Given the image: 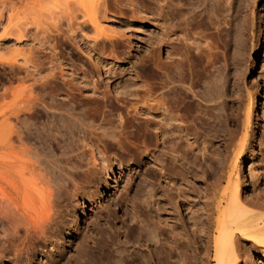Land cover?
I'll list each match as a JSON object with an SVG mask.
<instances>
[{
	"label": "rangeland",
	"instance_id": "rangeland-1",
	"mask_svg": "<svg viewBox=\"0 0 264 264\" xmlns=\"http://www.w3.org/2000/svg\"><path fill=\"white\" fill-rule=\"evenodd\" d=\"M216 1L219 4L213 6ZM85 2L86 0H0V188L3 190H0V212L4 205L13 206V203L23 207L24 193L33 194L31 196L38 201L39 195L35 199L36 194L32 188L35 190L34 185H41L40 182H43V189L40 191L43 190L42 193L46 194L50 190L53 195L51 213L54 219L53 231L42 241L29 246L28 255L22 254L30 244L28 242L27 245L24 232L21 230L14 234L8 230V226H4L6 232L0 231V264H152L153 261L155 264L159 260L157 264H214L211 260L214 253L212 244L209 254L206 253L205 241H196L192 236V228L194 230L195 227L191 220L204 213L205 205L201 194L213 182V178L205 180L200 171L208 164L219 170L220 166L213 161L212 163L210 156L213 155V147H219L223 141L213 140L206 132L198 130L200 136L193 153H198L200 163L204 159L203 155L200 156L203 152L201 147L210 145L212 140L213 147L209 146L210 149L206 150L204 166L190 160V165L199 169V173L197 175L190 167L189 176L183 181L184 187L189 190V198L183 206L190 208L194 203L197 204L196 210L183 211L182 220L185 223L180 221L186 226L189 238L187 235H184L186 239L182 238L183 235L181 239L178 238L176 233L179 231H176L181 229L180 222L177 224L178 217L169 214V209L165 210L163 207L161 218H174L170 223L174 225L171 228L175 229L173 232V229L165 227L163 221L162 227L165 228L161 227V230L165 234L162 233L164 238L159 235L155 240L162 239V244L168 236L167 239L173 241L168 232L176 234L177 240L172 243L165 239L164 242L167 241L166 244L170 246L163 243L165 246L162 248L160 242L157 244L152 238L153 242L147 234L150 210L153 208L145 201L147 192L150 194L157 186L162 188L166 185V180L162 178L163 170L155 163L158 153L154 152L148 134H141L136 128L139 125H124L127 120L125 110L115 108L111 103L121 87V91L124 88L128 90V86H133L131 90H134L136 86L150 87L154 83L150 57L153 39L158 32L163 33L166 29L169 32L174 28V35L170 39L173 44L168 42L170 47L162 44V59L171 54H174L171 58L179 59L181 43L188 42L203 47L202 49L207 48L211 63L210 75L217 82L218 88L223 84L220 88L225 89L222 91L228 97L215 99V103L205 101V95H202L213 84H210L212 81L209 78L193 85L192 82L197 81L190 80L192 78H188V81L174 79V84L170 86H180L182 90L186 89L185 92H192L190 94L193 95L189 94L187 101H193L194 107L200 105L201 120H207L211 114V109L207 111L206 106L214 104L215 112L220 115L218 125L224 124L225 116L228 115V129L237 133L234 142L245 132L248 133L247 152L251 158L246 177L249 185L247 191L242 188L241 193H245L247 199L257 200L258 195L261 197L258 194L260 191L253 190L251 186L255 185L256 173L264 172V128L261 127L264 126V0H104V8L97 9L98 12L94 11L96 8L86 9V5L84 9ZM174 7L177 11L171 10ZM93 12L99 23L106 25L104 27L109 31L107 34L112 32V35L95 47V52L88 54L81 39L85 37V41L92 40L95 34L92 26L87 23L88 27L83 30L82 35H78L77 40L74 39L73 32ZM173 12L176 15L173 16ZM177 38L182 40L181 43ZM88 46H92V43ZM256 49L253 60L252 53ZM96 57H100L99 63ZM204 81L207 82L206 85ZM93 85L99 89V94L104 92L109 100L102 97L103 93L99 95L101 101L88 100L76 90H86L91 94ZM257 92L262 96L261 126L256 125L255 117L251 116L250 128L243 133L241 122L250 115L249 103ZM29 100L38 107L36 112L34 110L32 117L25 116L28 113L24 111L19 112L18 116L25 118V122L22 120V125L20 122L17 124L21 127H16L19 130L17 135L20 136V132L23 134L20 138L11 133L8 136L12 119L9 115L17 104ZM132 100L130 104H134L135 100ZM59 106L60 109L62 107L61 111H55ZM51 107L56 109L50 110ZM66 112H70L71 116ZM181 113L183 112L175 111L174 115H181L182 121L187 122ZM207 113L208 116L205 115ZM64 114L68 119H73L69 123L73 124V132L61 122ZM63 120L67 121L65 118ZM51 124H55L56 128H51ZM237 124H240L239 127ZM45 128L48 131L49 128L52 129L50 133L54 136H50L57 140L51 138L49 141L47 137H42L40 134H46L50 138ZM106 132L114 138L99 140V136ZM83 137L89 138L86 139L87 142ZM11 138L13 144L8 142ZM21 138L24 147L20 144ZM41 138L48 141L43 140L45 143H42ZM75 139L80 140L78 147L83 150L84 156L80 155L82 150L80 153L79 149L78 154L71 152L72 149L76 150L73 145ZM71 142L73 146L69 144ZM83 145L88 146L83 148ZM159 149L164 150L161 147ZM233 150L230 147L228 152ZM220 151L221 156H224L222 148ZM75 154L79 156V160L75 159ZM94 158L99 165H93ZM243 159L244 155H241L238 162ZM34 161H39L42 169L45 168L42 175L40 172L39 175L34 173L32 176L24 173L27 178H21V169L27 167L25 164L32 165ZM103 162L108 164V169L121 163L131 167V171L107 180V172L101 168ZM35 164V167L38 166ZM93 169L96 172H93L95 176L91 175L92 178L88 175ZM44 175L55 185L49 182L47 186L46 182L45 186ZM172 184L175 189L180 186L179 181L170 185ZM27 186L31 187L29 189H32V193ZM124 187L127 189H123ZM225 187L226 183L223 182L216 191L222 192ZM190 199L194 203L190 204ZM11 207L8 208L12 209ZM45 213L43 211L41 214ZM192 240L196 242L197 248ZM177 241L183 242L178 244ZM155 243L159 247H153ZM237 243L240 244L238 250L243 254L236 264H256V261L264 264V252L253 250L252 243ZM176 245V249L172 247ZM165 247L168 248L167 251Z\"/></svg>",
	"mask_w": 264,
	"mask_h": 264
},
{
	"label": "bare ground",
	"instance_id": "bare-ground-1",
	"mask_svg": "<svg viewBox=\"0 0 264 264\" xmlns=\"http://www.w3.org/2000/svg\"><path fill=\"white\" fill-rule=\"evenodd\" d=\"M218 4H219V2L216 1L213 6H216ZM83 5H84L83 6L84 9L86 7H87L86 9H90L92 7V10H94L93 8H96L94 11H97V9H100V8L103 9L104 8V0H89V1L86 0L85 4L83 3ZM85 5H86V7H85ZM171 10L177 11L175 9V7ZM94 14H96V13L93 12V15H91V17L89 16L87 21H83L80 25H77L76 30L73 32L74 39L77 40L78 35L79 34L82 35L83 30L88 27L87 23H89L92 26V28L95 32L92 40L91 41H88V40L85 41V37H83L84 39L83 38L81 39V41L84 43L83 45L86 48L85 50L88 52V54L93 52V51L95 52V47H97L100 44H103L102 43L103 40L110 38L111 37L110 34L112 35L111 31H110L111 32L110 34H107L109 31H107L108 29L106 30V28L104 27L106 25L102 26V24L99 23L98 19L94 16ZM174 15H176V12H173V16ZM165 28H166V26H165ZM173 30H174V28L171 29V31H169V32H167V29L163 33L158 32V34H156L155 38L153 39V41H154L153 45H152L153 52H151L152 55L150 58L152 61L151 70H152V77H153L154 83H152V85L150 87H147L144 85L139 86V87L136 86V88L134 90H131V89H133V86H128V87H130L128 90H126L124 88L123 90H125V91H123V90L121 91V88H122L121 87L119 92L115 90L116 96L114 97L111 104H113V106H115V108L118 107V108H122L123 110H125L127 120L125 121L124 125H129L132 127L135 126V124H136V126L139 125L138 127H136L138 129V131L141 134H148V136L150 137V141L152 143L154 152L158 153V156L155 158L156 159L155 163L157 166H159V168L161 170H163L162 178H164L166 180L165 181L166 185L163 186L162 188L160 186H157L156 189L154 188L153 190H151L150 194L147 192V196L145 198V201H146V203H148L149 207L153 208V210H150L151 217H150V222L148 224L151 227L148 226L149 227L148 232L147 231L146 232H147V234H149V237H151V239L153 238L154 240L157 239L159 235H160L159 237L162 238V233L164 234V232H162V230H161L162 228L169 227V229H170L171 227H174V225L173 224L171 225V223H170L171 220H174V218L173 219L171 217H169V218L167 217V218H163V219L161 218V213H162L163 207L165 208V210L169 209V211H170L169 214L176 215L178 217V219L176 218V220H178L177 224L180 221L183 222V220H182V214H184L183 211L188 212L191 210H196L197 204L194 203V201H192L191 199H190V204L191 203H194V204L190 208H185L183 206L184 202L187 201L189 198L188 193H187V192H189V190L186 187H184L183 184L185 182H183V181H184V179L186 180V178H188V176H189L188 168L191 167L192 171H194V173L196 172L197 175L199 173V171H198L199 169L197 170L196 168H193V166L190 165V160H193L194 162H192V163H194V164L199 162L198 161L199 160L198 159V153H197V155L193 153L194 152L193 149H195V147L197 148V144H198V140H199V136H200L198 130L201 129L203 132H206L207 136L211 137L213 140L218 139L219 141H223L219 145V147H217V148L212 146L213 140L210 141V142H212L210 145L208 144V145H204L201 147L203 152L200 156L203 155L204 159H203L202 163L199 162V165L200 166L205 165V162H206L205 155L207 153L206 150L213 147V150H212L213 155H212V157L210 156V160H211V162L213 161L216 164H218L220 166V168L217 171L218 167H214L211 164H208L205 166V168H203V170L201 169L202 172L200 171V173H202V176H203V178H205V180L213 178V182L208 187V189H205L204 191H202V194H201L202 198H203L202 203H204V205H205L204 213L201 214L200 217H195L193 219L191 218L192 224H194V227H195L194 230L192 228V234L194 233V235H192V234L191 235L194 236L193 238L196 241H198V240H200V241L204 240L205 241L204 242L205 243V252L208 254L210 251V245L212 244L211 246H212L213 252H214L212 254L213 259H211L212 263L214 262V264H236L237 261L240 259V256L243 254V252L241 253L240 250H238V246L240 244L238 245L237 242H239V243L242 242L241 244L252 243L251 247L253 250L264 252V172L258 171V173H256L255 178H254L255 185H253V186L250 185L252 188H254L253 190L258 189L260 191V193H258V194H260L261 197H259V195L257 194L258 195L257 200L252 201L251 199H247V196L245 193H243V194L241 193L242 188L245 189L246 191L248 189L249 184H248V180L246 177V173L248 171L247 165H248L249 160L251 158V155L248 154V152H247L248 151L247 150V146H248V136L247 135H248V133L247 132L244 133V131H245V129L247 130L250 128L251 116L255 117L256 125L261 124L260 112H261L262 96L260 93L257 92V93H255L254 98L250 101V103H249L250 115L246 116L245 120H243V122H241L242 123L241 124L242 125V131L244 134L241 133L242 137L237 142H234V140L236 139L237 133L232 132L230 129H228V125H227L229 122L228 115L225 114L226 115L225 119L223 118L225 120V121L223 120L225 122L224 124H222V125L217 124L219 114H217L215 112V109H214L215 104L212 106L211 105L206 106L207 111L209 109H211V112H210L211 114L209 115L208 119L206 118L207 120H204V121L201 120L199 117L200 116L199 114L201 113L200 110L202 109V108L201 109L199 108L200 105L198 104L199 107L198 106L194 107L195 105L192 104L193 101H191V102L187 101L189 99L190 95H193V94H190L192 92H190V90H189V93H187L188 90L185 92L186 89L183 88L184 90H182V88H180V86L179 87H176V86L171 87L170 85L174 84V79H176L177 81H178V79L186 81L188 78L189 79L192 78L190 80L194 81L193 79H195L197 81L195 83L192 82V85H193V84H196L198 82L200 83L202 80L209 78L212 81V82H210V84H212V83L213 84L209 85V86L207 85L209 88H207V86H206V88L208 90L206 89L207 92H205V94L202 95V96L205 95V99L203 97L202 100L204 99L207 102L212 101L213 103H215V101H217L218 99L221 100L222 98L224 99L228 96H226V94L222 91L224 88L221 89L223 84L219 85V88L221 86V88L219 89L217 86V82L210 75L209 71L211 68V66H210L211 63H210V60L208 57L209 55H207L208 54L207 50H206L207 48L202 49L203 47L200 48L198 45L194 46L193 43L190 44L188 42L187 43H181L182 40L177 38L176 40H179L181 43V44L179 43L181 45V47H180L181 52L179 51L180 53H178L180 56L179 59L171 58V57H174V54H173V56H172V54H171V56L167 55L165 57V59L161 58L160 51L162 49V44L165 43V45L166 44L168 45V42H170L171 36L174 35ZM154 35H155V33H154ZM90 42L92 43V46H88V45H90ZM170 43H172V42H170ZM256 53H257V49L254 50L252 53V59L253 60L255 59ZM168 54H170V53H168ZM98 59L100 60V57L99 58L96 57V61H98ZM98 63H99V61H98ZM204 84L206 85L207 82H205ZM124 87H126V86H124ZM181 87H183V86H181ZM76 90L79 91L80 94L82 96L86 97L88 100L101 101V100H99L100 99L99 95H101L102 93H103L102 97L105 98L107 101L109 100V98H107V96H106V94H104V92H101V94H99L100 93L99 89L94 85L92 88L93 91L91 90V92H92L91 94L90 93L88 94L86 90H81V89H76ZM70 91H72V90H70ZM206 98H208V99H206ZM215 99H217V100H215ZM131 100L133 102L135 100L136 103L134 102V104H130ZM33 104L34 103H32L31 100H29L28 102H24V103L21 102L20 104H17L15 106L16 108L13 109L12 114L9 115L12 117V119L10 117L11 120H10V124H9L8 136L10 133L12 136H13V134H15V135L19 134L18 129L21 127H19L17 124L20 122V124L22 125V122L23 121L25 122V118L21 119L20 116H18V113L24 111V112L28 113V114H25V116L32 117L33 113H35L37 110L36 109L37 106H35L36 104L35 105H33ZM49 109L51 110L52 107ZM55 109L53 108L52 110H55ZM61 109H62V107H61ZM61 109L59 106V109H57L55 111L59 112V111H61ZM34 110H35V112H34ZM43 110H45V107ZM175 111H177V112L179 111V113L183 112L181 114H182V116L183 115L185 116L184 120L186 119L188 121L183 122L181 115L180 116L178 114L174 115ZM67 115L71 116L70 112L67 113ZM205 115L208 116V113ZM246 115H247V113H246ZM61 116L62 115L60 114V119H61ZM64 116H66V115L64 114ZM64 116L62 117L61 122L64 124V126L66 124V127L69 128L68 130H71L73 132V128H72L73 124H71V125L69 124L72 122L73 119H71L70 117H69L70 119H68V116H66L67 118ZM219 117H220V115H219ZM63 118L67 119V121H69V120H71V121L67 122L66 120H63ZM142 120H143V122H142ZM136 121H138V123H135ZM139 121H141V123ZM245 121H247V123H245ZM52 124H51V128H52V126L54 128L55 124L54 125H52ZM239 125H238V127H239ZM216 126H218V127H216ZM261 127L264 128V126H261ZM47 128H48V126H47ZM55 128H56V126H55ZM17 130H18V133L16 132ZM49 130L50 131H48L46 129L45 132L48 131L49 133L47 132V134H49V136H50L52 134V133H50L52 129L49 128ZM233 131H234V129H233ZM72 132H71V135H72ZM234 133H235V135H234ZM21 134H23V133L20 132V136L17 135L18 137L17 136H15V137L20 138ZM69 134H70V132H69ZM40 135H42V137H45V138L47 137L48 140L51 138L56 139L55 137H52V136H54V134H52V136H50V138L46 134H45V136H43V134H40ZM110 136H112V135H110ZM110 136H109L108 132H106V133L101 134L98 139L100 140V138L101 139H104V138L105 139H107V138L113 139L114 138V136H112V137H110ZM15 137H14V139H15ZM84 139L86 141V139H89V138L86 137ZM11 140H12V138L9 139L8 142H10V144H13L11 142ZM16 140L18 142V139H16ZM21 140H22V138L19 140L20 144L22 147H24L23 143H21ZM43 140L44 139H42V141L41 140L40 141L42 143L44 141H48V140H44V141ZM52 141H55V140H52ZM85 141L81 140L82 143ZM86 142L84 144H87ZM116 142L118 145L120 144V142H118V141H116ZM2 143H4V142H2ZM14 144H15V142H14ZM69 144L71 146L75 145V148H76V150L72 149L73 151L71 150V152L75 151V153L77 152V154H78V149H79L78 146L80 144V140H76V142H74V144L72 142ZM56 145H59V144L57 143ZM10 146H12V145H10ZM71 146H69L70 149H71ZM84 146H86V145H83V148H84ZM209 146H210V148H209ZM160 147L163 148L164 150L161 151L159 149ZM230 147H233V149H234L232 152H228V149ZM198 148H199V146H198ZM221 148L225 152L224 156H221L222 155L221 151H220ZM79 150L81 153L82 149H79ZM23 151L25 152V149ZM77 154H75L77 156V158H75V159L79 160V158H78L79 156ZM80 155L84 156L83 150H82V154H80ZM241 155H244V159L242 161L238 162L239 157ZM162 158H165V159H162ZM35 163L38 166L35 167L33 165ZM38 163H39V161L38 162L34 161L32 163V165L29 164V166H28L25 164V166H27V167H24L23 169H21V170H23L22 174L21 173H18V174L19 175L21 174L20 175V176H22L21 178H25V176L27 178L28 174L30 176H32V175H34V173L38 174L39 172L42 175L45 168L42 169V167H41L42 165H39ZM92 163H93V165H99L96 162V158L93 159ZM101 164H102L101 168H103L105 170V173L107 172V180H111L112 177L117 178V175L125 173L126 171H131V167L124 166L121 163L114 164V166L110 167L109 169L107 168L108 164H106L105 162H103ZM96 167H98V166H96ZM93 170L94 171H90V170H89L90 172L88 171L90 173V174L88 173L89 174L88 176L92 177L91 175H94L93 172H96V171H95V169H93ZM24 173L25 174L27 173V175H24ZM98 174H101V173L98 172ZM44 177H45V175H44ZM40 178H41V176H40ZM198 179H200V178H198ZM43 180H44V178H43ZM44 181H45L44 184L47 182L46 184L48 186V184L50 182V181H48V177ZM177 181L180 182V186H179V188L175 189V187H173L174 184H172V185H170V184L172 182H177ZM36 182H37V180H36ZM223 182L226 183V187L223 189L222 192H217L216 188L219 185L221 186ZM42 183L40 182L41 185H42ZM51 183L52 182H50V184ZM46 184H45V186H46ZM53 184H51V185H53ZM41 185H38V184L34 185L35 190H34V187L32 188L34 193L36 194L35 199H38L37 195H39L38 201L36 200L39 203V205L34 200V198L31 196L33 194L24 193L23 207L20 208V207H18L17 204L13 203L14 207L11 204H10V206L7 205L9 208L12 206L11 207L12 209H9L7 206L5 207V205H4V207L2 206L3 210H1V212H0V228H1L0 231H2V233L6 232V228L5 229L3 228L4 226H8V230H10L14 234L18 233L19 231L22 230V232H24L25 238H27V245L29 244L28 242H30V244L26 248H28L29 246L31 247L32 245L42 241V239L45 238V236L53 229L52 222L54 221V219H53V215L51 213V208L53 205L51 199H52L53 195H52L50 190H49V192L46 191V194H43L42 193L43 190L40 191V189H43V188H41V187H43ZM32 186L33 185H31V187ZM27 187H28V190H30L29 188H31V187H29V186H27ZM123 189H125V187ZM0 190H1V188H0ZM192 190H194V189H192ZM1 191H3V190H1ZM33 191H31V193ZM25 192H27V191H25ZM40 192H41V194H40ZM254 195L256 196V194H254ZM2 196H3V194H2ZM259 198H260V201H259ZM53 202H54V200H53ZM1 203H2V201H1ZM161 204L163 206H161ZM37 205H38V207H37ZM42 210L46 212L44 215L41 214L43 212ZM20 211H21V213H19ZM163 221L165 222V224H164L165 227H162V225L164 223ZM182 222L179 223L181 226V227L180 226L179 227L181 229L177 230L178 229L177 228L176 232H178V231L179 232L178 233L175 232V233L177 234V236L179 235L178 236V238L180 237L179 239H181V237H182L181 235H183L182 238L186 239V236H184V235H187V238H189V236L187 234L188 230L186 229V226L183 224L185 222H183V223ZM171 229H173L172 231L174 232L175 228H171ZM176 234L172 235L171 232H168V235H171L173 237L172 238L173 241L167 239L168 236H166L167 238H165V239H167L168 241H171L173 243L174 240H177V238H176L177 236H175ZM5 235H7V234H5ZM144 238H147V237L144 236ZM174 238H176V239H174ZM193 238H191V239H193ZM151 239H149V240H151ZM153 239H152V241L154 242ZM162 239H160V240H162ZM165 239H164V241H165ZM3 240H5V239H3ZM158 240H155V241H157V244H158V242H160L159 244L163 248L165 246V245H163V243L166 244L167 241L166 242L162 241L163 243L161 244V241L160 240L158 241ZM183 241H180V242L177 241V243L179 242L178 244H180V243L182 244ZM193 241L194 240H192V243H194L193 245L195 246L196 242H193ZM174 244H176V243H174ZM2 245H4V244H2ZM167 245L168 244H166V246ZM154 246H157L156 243H155V245H153V247ZM169 246L170 245H168V247ZM177 246L178 245L172 246V247L175 248ZM0 247H1V245H0ZM157 247H159V246H157ZM29 248L26 249V251H24V252H22L20 250V252H22V254L24 253V254L28 255L27 250H29ZM165 249L167 251L168 248L165 247ZM165 249H163V250H165ZM157 250H159V248ZM196 250H198V249H196ZM161 253H163L164 256L166 255V254H164L165 253L164 251H162ZM208 254H206V255H208ZM164 256H163V258H164ZM17 257H19V255ZM168 257H170L169 254H168ZM208 257L209 256H206V258H208ZM166 259H167V257H166ZM150 260H151V258H150ZM154 260L156 261V259H154ZM153 263H154V261L152 262V264ZM157 263H155V264H157ZM255 263L258 264L260 262L256 261Z\"/></svg>",
	"mask_w": 264,
	"mask_h": 264
}]
</instances>
